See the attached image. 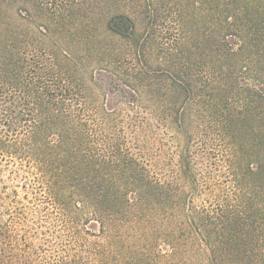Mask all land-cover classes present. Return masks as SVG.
<instances>
[{
	"label": "trees",
	"instance_id": "trees-1",
	"mask_svg": "<svg viewBox=\"0 0 264 264\" xmlns=\"http://www.w3.org/2000/svg\"><path fill=\"white\" fill-rule=\"evenodd\" d=\"M112 88L125 108L99 103ZM185 107L217 198L193 234L212 264H264V0H0V163L48 193L32 221L0 179V264H120L86 226L105 233L130 193L160 208L142 147Z\"/></svg>",
	"mask_w": 264,
	"mask_h": 264
},
{
	"label": "rangeland",
	"instance_id": "rangeland-1",
	"mask_svg": "<svg viewBox=\"0 0 264 264\" xmlns=\"http://www.w3.org/2000/svg\"><path fill=\"white\" fill-rule=\"evenodd\" d=\"M98 80L105 87L119 84L113 77H98ZM96 94L99 103L106 104L110 109L117 106L125 108V105H121L126 100H122L125 94L121 95L118 89L112 88L110 92L98 89ZM196 126L193 108L185 107L181 111L179 124L173 121L164 129H155V134L143 143L144 155H141V160L149 174L164 187L165 195L160 208L149 209L143 204L136 205L135 196L130 193L129 198L134 203L131 207L128 205L124 208L125 217L109 224L105 233L101 232L97 222L87 224L86 227L92 233L87 236L89 242L106 243L110 250L114 249L121 256L120 264H212L207 247L193 234L189 225L193 208L210 210L217 202L216 195L208 190L207 163L200 155L193 153ZM184 156L189 157L190 161L187 172L182 167ZM14 166L7 162L0 163V179L5 188L3 191L7 195L18 192V200L23 202L21 207L32 212L29 217L32 221H38L34 210L48 205L42 203L48 193L39 186H34L36 178L32 172L24 173V170L29 171L27 168L19 171ZM222 179L221 173L215 174L211 183H221ZM213 190L218 195L221 192L219 187ZM48 207L51 215L53 214L51 223L60 225L54 205ZM109 240L115 241L113 248L108 246Z\"/></svg>",
	"mask_w": 264,
	"mask_h": 264
}]
</instances>
